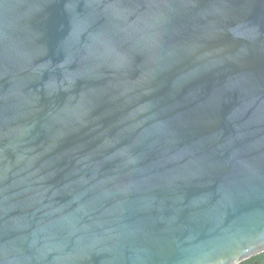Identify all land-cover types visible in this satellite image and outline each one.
<instances>
[{
    "label": "water",
    "instance_id": "water-1",
    "mask_svg": "<svg viewBox=\"0 0 264 264\" xmlns=\"http://www.w3.org/2000/svg\"><path fill=\"white\" fill-rule=\"evenodd\" d=\"M262 251L264 0H0V264Z\"/></svg>",
    "mask_w": 264,
    "mask_h": 264
},
{
    "label": "trees",
    "instance_id": "trees-1",
    "mask_svg": "<svg viewBox=\"0 0 264 264\" xmlns=\"http://www.w3.org/2000/svg\"><path fill=\"white\" fill-rule=\"evenodd\" d=\"M236 264H264V251L248 257Z\"/></svg>",
    "mask_w": 264,
    "mask_h": 264
}]
</instances>
